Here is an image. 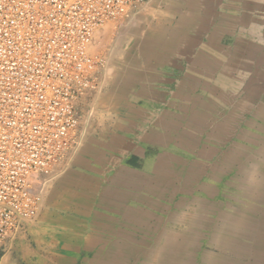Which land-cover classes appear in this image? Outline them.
<instances>
[{
    "label": "rangeland",
    "instance_id": "rangeland-1",
    "mask_svg": "<svg viewBox=\"0 0 264 264\" xmlns=\"http://www.w3.org/2000/svg\"><path fill=\"white\" fill-rule=\"evenodd\" d=\"M243 7L188 0L169 17L146 0L96 32L93 49L107 68L79 100L78 146L29 219L69 227L55 235L63 251L55 263L264 264V44L237 31L246 15L264 13ZM171 34L191 35L193 46L169 47ZM125 69L138 79L120 92ZM20 230L48 236L22 224L12 235Z\"/></svg>",
    "mask_w": 264,
    "mask_h": 264
},
{
    "label": "built area",
    "instance_id": "built-area-1",
    "mask_svg": "<svg viewBox=\"0 0 264 264\" xmlns=\"http://www.w3.org/2000/svg\"><path fill=\"white\" fill-rule=\"evenodd\" d=\"M145 2L0 0V242L37 215L35 184L76 143L103 63L93 33Z\"/></svg>",
    "mask_w": 264,
    "mask_h": 264
},
{
    "label": "crops",
    "instance_id": "crops-1",
    "mask_svg": "<svg viewBox=\"0 0 264 264\" xmlns=\"http://www.w3.org/2000/svg\"><path fill=\"white\" fill-rule=\"evenodd\" d=\"M187 1L188 0H158L163 12L169 17H175L178 14H181ZM243 4V12H252L256 15L264 13V0H243ZM241 27H244L248 31L247 35L241 34V36H239L245 43L258 45L264 44V18L249 19L246 15L244 24L240 25L237 31ZM257 36H260L262 39L257 40ZM238 80H240V78ZM44 191L45 190H43V197ZM48 199L45 201L47 202ZM49 201L50 200H48V205H46L44 212L49 211ZM46 202H44V205ZM41 219L42 214L37 222H32L39 225L28 227L35 229V231L44 230V232L48 233L47 235L49 237H44L42 236L43 233H41L37 235V238L32 239L29 233L20 230L15 238H9V240L5 238L0 242V264H57V262L55 263L54 261H57L60 258L63 251L61 247L54 246V240L58 238V236L55 237V235H60L63 231H67L69 227H63L54 222H51L50 225H48V220L50 218L46 219L43 224V222H39ZM39 236L42 237L39 238ZM38 242L39 244H35Z\"/></svg>",
    "mask_w": 264,
    "mask_h": 264
},
{
    "label": "bare ground",
    "instance_id": "bare-ground-1",
    "mask_svg": "<svg viewBox=\"0 0 264 264\" xmlns=\"http://www.w3.org/2000/svg\"><path fill=\"white\" fill-rule=\"evenodd\" d=\"M136 8H134V9H129L128 10V15L126 16V17H122V18H120V19H116V20H113V21H108V22H106L105 24H103L100 28H102V27H104V26H106L107 24L109 25V23H113V22H120V21H125V20H128L129 19V17H130V15H131V13L135 10ZM125 23V22H124ZM177 26V25H176ZM100 28H98V29H96L95 30V32L93 33V42H94V36H95V34H96V32H98V30L100 29ZM183 31V30H182ZM161 33V32H160ZM149 34V33H148ZM102 35V34H101ZM108 35V34H107ZM106 34H105V36L103 37L104 38V41H106V39L107 38H111L112 37V35L111 34H109L108 36H107ZM155 35V34H154ZM157 35V34H156ZM158 35H160V34H158ZM168 35V34H167ZM173 35V36H172ZM97 36V35H96ZM149 36V35H148ZM150 36H153V35H150ZM149 36V37H150ZM171 43H172V45H170L169 44V47L171 46V47H175V48H177V49H180L181 47H191V46H193L192 44H190V43H187L188 41L186 40V38H189L190 39V36H188V37H184V36H177V40L175 39V36H174V34H171ZM98 38V37H97ZM152 38V37H151ZM143 39V38H142ZM152 39H154V38H152ZM188 39V40H189ZM101 40V39H100ZM108 41V40H107ZM157 41V40H156ZM190 41V40H189ZM103 42V41H102ZM163 42H165V41H163ZM147 42H143V44L142 45H144V44H146ZM151 43H152V41H151ZM168 43H170V42H168ZM159 44V43H158ZM164 44V43H163ZM186 44V45H185ZM165 45V44H164ZM181 45V46H180ZM185 45V46H184ZM92 46H93V43H92ZM168 46V45H167ZM95 46H93V47H91L92 48V50L94 51V48ZM158 47H159V49H160V45H158ZM166 47V46H165ZM147 49V48H146ZM164 50H166V51H170L171 50V48H167V49H164ZM163 50V51H164ZM98 51V50H97ZM96 51V52H97ZM185 51V50H184ZM161 52V51H160ZM182 52V51H181ZM101 57H102V59H103V63H102V67L100 68V69H98V74L100 75L102 72H104L105 70H106V68H107V66H106V62H105V59H104V57L99 53V52H97ZM162 54H163V52H161ZM160 53V54H161ZM167 54H168V52H167ZM176 54V53H175ZM209 54V53H208ZM165 55V54H164ZM169 55V54H168ZM161 57V56H160ZM167 57V56H166ZM164 60H165V58H164ZM204 60V59H203ZM166 61V60H165ZM126 62V61H125ZM208 62V61H207ZM203 63V62H202ZM205 63V62H204ZM219 63V62H218ZM123 64V63H122ZM170 64V63H169ZM221 64V63H220ZM131 65V64H130ZM212 65V64H211ZM199 66V65H198ZM127 67H128V65H127ZM215 68V67H214ZM147 69V68H146ZM133 73V72H132ZM134 73H136V72H134ZM138 73V72H137ZM137 75V74H136ZM141 76V75H140ZM99 78V77H98ZM104 78V77H103ZM103 78H102V81H103ZM140 78V77H139ZM149 78V77H148ZM138 79V78H137ZM137 79L135 80L134 79V81L130 78V77H128V72H127V70L125 69V72L123 73H121V74H119V76H118V78H117V80H116V82H115V89H117V90H119L120 92L122 91V92H128V87H131L132 85H135L136 83H137ZM200 79V78H199ZM140 80V79H139ZM145 80V79H144ZM203 80H205V79H203ZM98 81H99V79H98ZM96 82H97V79H96ZM100 82V81H99ZM150 82V81H149ZM141 83V82H140ZM142 84V83H141ZM148 84V83H147ZM110 86V85H109ZM136 86V85H135ZM100 86L98 85L95 89H94V91L95 90H97L98 88H99ZM114 89V90H115ZM130 92V91H129ZM145 92V91H144ZM178 92V91H177ZM114 93H116V92H114ZM249 93V92H248ZM86 94H84V95H82L78 100H77V104H76V108H77V106H79L78 104H79V100H81L82 102H84L83 100H84V96H85ZM222 96V95H221ZM220 96V97H221ZM223 98V97H222ZM225 99V98H224ZM243 99H245V98H243ZM194 100V99H193ZM80 101V102H81ZM222 102V101H221ZM207 103V102H206ZM226 105V104H225ZM212 107V106H211ZM229 123V122H228ZM177 124V123H176ZM167 126V125H166ZM165 126V127H166ZM174 127H176V126H174ZM214 127V126H213ZM217 127V126H216ZM169 128V127H168ZM171 128V127H170ZM172 129H174V128H172ZM167 132V131H166ZM79 137V136H78ZM80 141V140H79ZM79 141H78V139H77V142L79 143ZM75 143V144H77L76 145V147L78 146V143ZM75 146V145H74ZM73 146V147H74ZM88 146V145H87ZM72 147V148H73ZM84 149L82 148V150H80V152L81 153H83L82 151H83ZM88 150V149H87ZM69 151V150H68ZM75 151V150H74ZM78 153H79V151H76V152H73V155L75 154H77L78 155ZM81 153H80V155H81ZM72 155V154H71ZM74 157V156H73ZM70 158H71V156H70ZM70 158H69V161H70ZM78 160H80V159H77V161ZM68 162V161H67ZM66 162V163H67ZM160 166V165H159ZM63 167H65V163H64V166ZM167 167H170V166H167ZM168 170V169H167ZM167 170L165 171V172H167ZM170 170V169H169ZM171 172V171H170ZM168 173H169V171H168ZM54 174V173H53ZM52 174V175H53ZM51 175V176H52ZM68 175V174H67ZM50 178V175L49 176H42L41 177V184H35L36 185V189H37V192H36V195H37V198H39V205H38V207L39 208H41V205H42V202H43V190H45V185L47 184V182H48V180H49V178ZM170 177V176H169ZM172 177V176H171ZM53 178V177H52ZM170 179H172V178H170ZM63 181V180H62ZM163 181V180H162ZM172 181V180H171ZM39 186V187H38ZM48 186V185H47ZM46 199H48V197L46 198ZM46 199H44V200H46ZM48 200H50V197H49V199ZM48 200H47V202H46V204L44 205V209L46 208V205H48L47 203H48ZM38 208V209H39ZM128 214V213H127ZM126 214V216H128ZM130 215V214H129ZM36 217V216H35ZM34 217V218H35ZM33 218V219H34ZM259 219V218H258ZM33 221V220H32ZM22 222V223H21ZM20 223L23 225V226H25V227H28V226H37V225H39V224H34V223H32L31 221H29V219L27 220H25V219H23V220H20ZM20 224V225H21ZM19 225V226H20ZM18 230V229H17ZM16 230V231H17ZM14 233V232H13ZM12 233V234H13ZM229 233V232H228ZM11 234V235H12ZM10 235V236H11ZM16 235H17V233L15 234V235H12V237H10V239H13V238H15L16 237ZM245 239V238H244ZM125 241H127V240H125ZM13 242V241H12ZM125 243H128V242H125ZM232 244V243H231ZM131 245H133V244H131ZM236 245V244H235ZM261 245V244H260ZM110 248H112V247H110ZM135 252V251H134ZM245 252V251H244ZM132 253V252H131ZM251 253V252H250ZM101 254V253H100ZM220 263V262H219Z\"/></svg>",
    "mask_w": 264,
    "mask_h": 264
},
{
    "label": "water",
    "instance_id": "water-1",
    "mask_svg": "<svg viewBox=\"0 0 264 264\" xmlns=\"http://www.w3.org/2000/svg\"><path fill=\"white\" fill-rule=\"evenodd\" d=\"M40 210H41V208H39V210H38V212H37V215H36V217H35V218H37V217H38V214H39Z\"/></svg>",
    "mask_w": 264,
    "mask_h": 264
}]
</instances>
